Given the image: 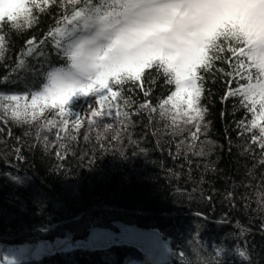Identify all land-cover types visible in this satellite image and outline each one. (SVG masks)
Returning <instances> with one entry per match:
<instances>
[{
	"label": "trees",
	"instance_id": "obj_1",
	"mask_svg": "<svg viewBox=\"0 0 264 264\" xmlns=\"http://www.w3.org/2000/svg\"><path fill=\"white\" fill-rule=\"evenodd\" d=\"M28 6L31 24L0 21L5 38L0 47V240L59 242L67 231L83 238L92 225L111 227L122 220L170 236L172 257L179 263L264 264V151L253 139L264 121L258 93L255 110L249 111L251 100L239 92L249 76L252 84L264 82L255 62L245 60L247 71L240 75L230 59L216 65L223 72L205 78L201 107L207 111L195 136L196 122L185 123L184 106L161 108L175 85L165 87L166 81L151 71L147 77L156 83L150 86L146 77L144 88L132 82L114 85L120 93L115 100L107 92L103 101L98 96L79 140L67 138L75 131L76 100L63 114L50 110L28 133L19 124H5L2 115L11 97H32L47 84L48 71L69 67L62 50L75 37L49 33L64 28L73 11L86 4L36 0ZM232 46L225 41L224 47ZM230 91L237 95L230 97ZM10 264L150 262L129 245L93 251L64 245L39 260Z\"/></svg>",
	"mask_w": 264,
	"mask_h": 264
},
{
	"label": "snow or ice",
	"instance_id": "obj_2",
	"mask_svg": "<svg viewBox=\"0 0 264 264\" xmlns=\"http://www.w3.org/2000/svg\"><path fill=\"white\" fill-rule=\"evenodd\" d=\"M42 2L47 4L48 0ZM30 3L36 0H0V21L7 19L15 27L20 26L21 19L31 24ZM70 3L78 4L79 0ZM85 4V8L73 11L64 28L55 27L49 33L50 37L71 36L75 26H82V34L62 50L68 70L53 68L47 72V84L31 97L33 108H58L63 114L75 96L95 95L103 101L107 92L115 100L120 93L113 91L114 85L132 82L144 88L151 71L166 81L165 87L175 85L161 108L171 103L179 111L183 105L185 123L196 122L195 136L207 111L201 107L207 91L205 78L214 71H224L216 68L218 63L235 60L238 67L233 71L243 75L241 70L247 71L245 60L252 59L264 76V0H85ZM68 25L73 26L72 31ZM4 39L0 36V47ZM225 41L234 46L224 47ZM55 47L61 54L59 39ZM248 81L246 85L241 82L239 92L251 100L249 111L255 110L258 93L259 119L264 121V82L252 84L251 76ZM147 83L150 86L156 80L147 77ZM144 95L149 92L145 90ZM228 95L235 97L237 92ZM22 115L27 113H12L15 118ZM32 115L35 118V112ZM92 115L99 116L100 112L93 111ZM256 126L253 119L252 127ZM253 139L261 141L260 150L264 151V127ZM203 154V150L198 153Z\"/></svg>",
	"mask_w": 264,
	"mask_h": 264
},
{
	"label": "water",
	"instance_id": "obj_3",
	"mask_svg": "<svg viewBox=\"0 0 264 264\" xmlns=\"http://www.w3.org/2000/svg\"><path fill=\"white\" fill-rule=\"evenodd\" d=\"M65 239L61 245H69L72 250L93 251L109 249L115 245H129L137 248L150 264H184L173 259L174 249L170 236L165 237L157 228L142 227L122 220L113 221L111 227L92 225L83 238L74 239L72 233L67 231ZM38 244H41L42 249L36 255V260L61 250L59 243L51 244L41 239L30 244V255ZM6 245L0 243V247ZM30 260L32 261V258Z\"/></svg>",
	"mask_w": 264,
	"mask_h": 264
},
{
	"label": "rangeland",
	"instance_id": "obj_4",
	"mask_svg": "<svg viewBox=\"0 0 264 264\" xmlns=\"http://www.w3.org/2000/svg\"><path fill=\"white\" fill-rule=\"evenodd\" d=\"M72 34H73L72 36H74L75 38L79 36L80 34H82V27L81 28L76 27L75 31ZM65 70H68V68H66ZM16 97H17L16 100L11 99L9 101L7 105L10 109H8L6 114L2 115V117H3L5 124H10L9 122H11V124H17V125L19 124L21 127L28 130V133H32V131L38 127L37 122L45 118L46 115L50 112V110L55 109V108H50V107L44 108L43 110H41L39 107L33 108L31 106V97H28V96H16ZM97 99H98V96H95V95L89 96V97L75 96L71 99L70 103L76 100L75 107L76 109L77 107H79V111L76 110V114H74L75 120L73 123L75 126V131L69 134V136L67 137L68 140L77 141L82 136L87 126L86 119L88 118L89 114L92 112L93 108L95 107ZM14 111L21 112V113L26 112L27 115H22L19 118H15L12 116V113ZM56 111L61 113L60 109L58 108H56ZM33 112H35V118H33V115H32ZM187 124L193 125L192 123H187ZM3 128L4 126L2 127V125H0V137L4 136L3 135L4 131H1ZM65 240L66 239L63 238L59 242L51 241V240L45 241V242L51 243V244L59 243L60 247H62L61 244H63ZM37 241H32V242H37ZM1 242L6 243L7 245L0 247V250H1V254H0L1 262L0 263L10 264V263H15V262L27 261V254L30 252V244L32 242L19 243V244H14V243L9 244L7 241H1ZM37 247L34 249V251L37 249Z\"/></svg>",
	"mask_w": 264,
	"mask_h": 264
},
{
	"label": "flooded vegetation",
	"instance_id": "obj_5",
	"mask_svg": "<svg viewBox=\"0 0 264 264\" xmlns=\"http://www.w3.org/2000/svg\"><path fill=\"white\" fill-rule=\"evenodd\" d=\"M66 241V240H65ZM1 242V241H0ZM2 243V242H1ZM26 243V242H25ZM40 249H42L41 244H38V247L35 251H33V254L30 255V253L27 254V261L32 258V260L35 259V256L39 253ZM1 262V261H0Z\"/></svg>",
	"mask_w": 264,
	"mask_h": 264
}]
</instances>
